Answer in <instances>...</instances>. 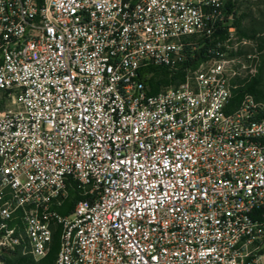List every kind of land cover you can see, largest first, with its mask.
Returning a JSON list of instances; mask_svg holds the SVG:
<instances>
[{
	"label": "built area",
	"instance_id": "obj_1",
	"mask_svg": "<svg viewBox=\"0 0 264 264\" xmlns=\"http://www.w3.org/2000/svg\"><path fill=\"white\" fill-rule=\"evenodd\" d=\"M242 1L0 0V264H264Z\"/></svg>",
	"mask_w": 264,
	"mask_h": 264
},
{
	"label": "trees",
	"instance_id": "obj_2",
	"mask_svg": "<svg viewBox=\"0 0 264 264\" xmlns=\"http://www.w3.org/2000/svg\"><path fill=\"white\" fill-rule=\"evenodd\" d=\"M239 31L242 37L252 38L259 34H264V27H258L255 23H251L250 25L244 24V20L238 21ZM260 47L261 50L264 51V39L260 40ZM157 79V80H156ZM156 79L151 81V87L153 89V93H157L159 91V86H167L169 84L168 76L164 71L161 74H157ZM244 94H250L254 96L255 100L259 103L264 105V53L262 55V63L259 69L258 76L250 83L242 86H238L233 89V102L237 104L239 100H241ZM77 193L71 192V198L68 202H66L65 206L59 209V213L61 215H68L71 213V206L72 203L75 204L77 201ZM73 201V202H71ZM59 250V236H54L53 247L50 254L47 258L43 259L42 261L35 263L33 261H29L28 259H23L17 262V264H54L57 254ZM9 264V263H8Z\"/></svg>",
	"mask_w": 264,
	"mask_h": 264
},
{
	"label": "rangeland",
	"instance_id": "obj_3",
	"mask_svg": "<svg viewBox=\"0 0 264 264\" xmlns=\"http://www.w3.org/2000/svg\"><path fill=\"white\" fill-rule=\"evenodd\" d=\"M238 12V21L241 19L244 20V24L246 25L255 23L258 27H264V0H243ZM23 259L33 261L30 258L23 257L21 253L16 252L9 257L8 263L17 264L18 261Z\"/></svg>",
	"mask_w": 264,
	"mask_h": 264
}]
</instances>
